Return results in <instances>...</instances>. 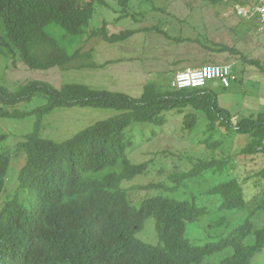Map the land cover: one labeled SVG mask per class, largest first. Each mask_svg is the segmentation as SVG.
I'll list each match as a JSON object with an SVG mask.
<instances>
[{
	"label": "trees",
	"instance_id": "1",
	"mask_svg": "<svg viewBox=\"0 0 264 264\" xmlns=\"http://www.w3.org/2000/svg\"><path fill=\"white\" fill-rule=\"evenodd\" d=\"M132 1L118 0L122 9L121 15L113 20L114 25L129 18L138 20L129 11ZM202 1L218 6L224 0ZM98 6L110 7L106 0H0V54L9 55L16 50L19 60L35 71L67 70L75 60L92 57L91 52L84 53L81 47L69 52L67 46L74 39L80 38L84 43L97 37L116 44L141 31L111 33L107 19L102 27L93 28L91 23ZM154 30L162 33L160 28ZM218 51L241 55L245 64L260 65L258 60H249L235 48L223 46ZM168 75V82H147L139 97L76 83H64L57 88L33 80L14 90L0 84V117L35 119L32 132L18 144L15 153L0 146V201L13 154L26 155L19 174V193L0 208V264H202L206 257L227 248L233 250V255L220 264H252L264 250V226L254 230L252 221L258 209L264 211V202L256 209H248L243 184L247 177H241L238 168L234 169L235 177L207 193L220 197L219 209L246 212V217L238 226L229 225L219 240L205 245L192 243L186 235L188 223L207 216L205 207L195 200L176 201L164 196L147 198L136 206L123 187L124 182L146 174L149 167V162L137 164L129 159L133 141L127 139L126 130L137 123L163 126L167 112L183 115L184 129L196 128L201 116L209 131L219 130L224 138L246 141L243 148L236 147L233 151L240 150L254 167L260 160L261 169L253 171L252 176H264V111L234 122V114L219 105L214 84L203 89L175 90L174 72ZM35 97L47 103L32 111L18 109ZM74 107L113 109L118 114L64 142L42 137L43 122L49 114ZM6 139L7 135H0V145ZM212 139L200 142L217 150L221 141L216 144ZM226 158L198 159L192 169L170 178L175 183L171 189L177 190L216 167L230 165L233 169L236 164ZM161 187L150 184L145 189ZM20 193L35 199L31 210L19 201ZM150 218L156 222L157 245L137 237ZM227 221L226 216L210 219L206 229H222ZM249 236L255 237L252 244L246 243Z\"/></svg>",
	"mask_w": 264,
	"mask_h": 264
},
{
	"label": "rangeland",
	"instance_id": "2",
	"mask_svg": "<svg viewBox=\"0 0 264 264\" xmlns=\"http://www.w3.org/2000/svg\"><path fill=\"white\" fill-rule=\"evenodd\" d=\"M106 1L112 8L98 6L91 23L93 28L102 27L104 19H107L111 33L128 29L141 31L116 44H110L97 37H92L84 43L80 38L74 39L67 46L68 51L73 52L81 47L84 53L91 52L92 57L75 60L67 70L54 68L35 71L19 60L16 50L9 55L0 54V84L14 90L20 84L33 80L45 81L57 88L64 83H76L139 97L147 82H168V74L172 72L175 76L183 69L228 64L234 69L235 82L228 90L214 87L219 105L234 114V122L243 116H257L264 111V28L259 24L254 0H224L218 6L202 0H133L129 11L135 13L138 20L129 18L118 21L115 25L113 20L121 15L122 8L118 6V0ZM243 2L246 3L244 6ZM155 27L160 28L162 33L154 30ZM148 28H151V31L146 30ZM223 46L235 48L249 60H258L260 65L245 64L241 55L220 53L218 49ZM91 64H96L97 67H91ZM46 103L45 99L35 97L29 103L20 104L18 109L32 111ZM188 111L190 110L185 113ZM117 114L113 109L90 107L56 109L44 119L42 137L58 143L64 142L87 127ZM183 118L181 114L167 112V122L163 126L137 123L126 130L127 139L133 141L129 149V159L137 164L149 162V167L146 174L124 182V187L130 192L131 202L136 206L149 197L163 195L178 201L195 200L199 206L205 207L207 216L198 222L188 223L186 230V235L192 243L205 245L219 240L229 225L231 228L238 226L246 217V212L219 209L220 197L208 194L207 191L235 177L237 174L234 169L238 168L240 176L247 177L243 184L248 209L253 210L264 202V176H252L253 171L261 169V166H258L261 164L260 160L255 162L257 166L254 167L240 150L233 151L236 147L243 148L246 141H237L234 137L224 138L223 132L219 130L209 131L204 117L201 116L196 128L184 129ZM34 120V117L27 120H8L0 117V135H7V139L0 146L9 152L14 151L17 144L32 132ZM209 137H213L212 142L216 144L221 141L217 150L200 142ZM226 157L236 164L233 169L230 165L216 167L209 173H203L189 183L186 182L178 190L171 189L175 183L170 178L192 169L198 159L225 160ZM25 160L24 153L11 158L0 208L6 201L17 197L19 174ZM150 184L162 187L139 189ZM19 201L28 210L35 205V199L29 198L27 194L20 193ZM225 216L228 221L224 228L206 229L208 220ZM252 221L254 230L261 229L264 226V211L258 209ZM137 237L147 244H158L154 218L146 221L144 229ZM254 241L255 237L249 236L246 243L252 244ZM231 255L233 250L227 248L206 257L202 264H220ZM252 264H264V250L253 259Z\"/></svg>",
	"mask_w": 264,
	"mask_h": 264
},
{
	"label": "built area",
	"instance_id": "3",
	"mask_svg": "<svg viewBox=\"0 0 264 264\" xmlns=\"http://www.w3.org/2000/svg\"><path fill=\"white\" fill-rule=\"evenodd\" d=\"M256 11L259 14V21L264 26V0H256ZM233 79V71L229 65H206L197 69H190L178 73L173 86L178 89L200 88L209 81L218 80L225 87H230Z\"/></svg>",
	"mask_w": 264,
	"mask_h": 264
},
{
	"label": "clouds",
	"instance_id": "4",
	"mask_svg": "<svg viewBox=\"0 0 264 264\" xmlns=\"http://www.w3.org/2000/svg\"><path fill=\"white\" fill-rule=\"evenodd\" d=\"M254 6H255V11H256V8H257V1L256 0H254ZM257 12V11H256ZM258 13V12H257ZM240 14H242V12L240 13ZM259 15V14H258ZM259 24H261L260 23V21H259ZM261 27H262V29L264 28V26L261 24ZM24 64V63H23ZM25 65V64H24ZM210 65H228V64H210ZM206 66V65H205ZM229 66H231V65H229ZM203 67V66H202ZM198 68H201V67H198ZM232 68V71H233V79H232V82H231V85H230V87L232 86V84L235 82V77H234V69H233V67H231ZM190 69H197V68H188V69H183V70H181V71H178L176 74H175V76H174V79H173V81H172V87L175 89V90H185V89H203V88H206V86H208L209 84H214L215 85V83H217L218 85L216 86L215 85V87H221V88H223V90H228V89H230V87H225L220 81H218V80H212V81H209L208 82V84L207 85H205V86H203V87H200V88H190V87H188V88H184V89H178V88H176V87H174L173 86V83H174V81H175V79H176V76L178 75V73H181V72H184V71H187V70H190ZM4 119V118H3ZM25 139V138H24ZM24 141V140H23ZM22 141V142H23ZM21 143V142H20ZM19 144V143H18ZM18 144H17V146H18ZM17 146H16V148H17ZM15 148V149H16ZM15 149H14V151H15ZM6 150H8V149H6ZM14 151H10L11 153H15ZM13 157H14V154H13ZM148 186V185H147ZM123 187H124V184H123ZM145 187L146 186H144V187H140L139 189H145ZM125 188V187H124ZM125 189H127V188H125ZM149 189V188H148ZM128 190V189H127ZM145 190H147V189H145ZM178 190V189H177ZM129 195H130V192H129ZM158 196H163V195H158ZM165 197V196H164ZM149 198H151V197H149ZM171 199H173V198H171ZM175 200V199H174ZM144 201V200H143ZM176 201H178V200H176ZM142 202V201H141ZM140 202V203H141ZM139 203V204H140ZM155 227H156V222H155Z\"/></svg>",
	"mask_w": 264,
	"mask_h": 264
},
{
	"label": "water",
	"instance_id": "5",
	"mask_svg": "<svg viewBox=\"0 0 264 264\" xmlns=\"http://www.w3.org/2000/svg\"><path fill=\"white\" fill-rule=\"evenodd\" d=\"M215 85L217 86L218 84H217V83H215Z\"/></svg>",
	"mask_w": 264,
	"mask_h": 264
}]
</instances>
